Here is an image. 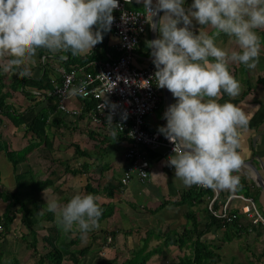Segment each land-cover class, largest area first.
I'll list each match as a JSON object with an SVG mask.
<instances>
[{
	"label": "crops",
	"instance_id": "obj_1",
	"mask_svg": "<svg viewBox=\"0 0 264 264\" xmlns=\"http://www.w3.org/2000/svg\"><path fill=\"white\" fill-rule=\"evenodd\" d=\"M190 3L191 0H187V4ZM126 6L131 10L144 9L143 0H131ZM162 14L163 10L160 15ZM192 27L198 32L205 26L194 21ZM151 28L149 24L136 49L134 63L138 67L155 66L148 46V41L153 39ZM207 30L210 33L213 31L211 27H207ZM256 31L261 38L259 62L253 68L239 62H229V70L240 81L241 90L235 97L222 90V95L216 98L220 102L231 100L247 115V125L239 128L240 142L237 148L243 163L234 173L239 175L245 188L241 191L238 190V185L234 188H218L216 205H222L232 194H243L252 197L258 209L264 214V190L251 177L252 171L257 169L264 180V84L261 81L264 78V27L257 28ZM216 41L219 46L229 50L239 47L234 38L230 39L224 33H221ZM117 43L118 37L110 30L92 50L80 56H87L98 50L103 53L99 60L116 57ZM9 55L11 54L5 53L1 56L0 62L3 64ZM48 58L51 59L50 65L55 67L59 75L61 61L66 59L65 50L53 53L41 47L33 57L25 61L31 69L27 76H40L43 73L42 64ZM5 81L8 86L5 91L10 93L11 76L8 75ZM169 92L174 102L176 98L170 90ZM11 93L14 96L19 91ZM161 93L163 102L145 118L147 128L150 130H158L159 125L166 124V118L163 117L167 108L164 102V87ZM82 100L79 97L71 98L68 106L77 109L82 106ZM26 103L28 105L29 101L26 100ZM46 105V101L40 104L41 107ZM2 117L1 139L8 144L10 150L19 151L32 142L34 148L16 168L6 152L0 150V192L9 194L16 191V173L28 174L29 185L25 189L24 201L32 211L40 209L38 214L43 216L40 231L44 234L52 231L55 225L58 226L55 214L47 210L45 188L38 190L42 183L39 181L47 179L50 181L47 188L52 190L48 194H54L62 202L67 201L76 191L94 193L98 197L103 209L99 220L100 227L93 228L87 238H82L77 229L64 231L60 226L61 234L67 241H78L76 248H83L92 242L91 248H94L95 242L101 244L104 241L100 230L103 229V232H108L109 235L111 231L117 230L118 234L111 247H115L116 244L117 246L111 259L118 257V263L124 264L132 252L137 251L141 256L152 253L145 264H178L180 259L192 254L191 243L187 242L183 246L179 244L165 246L163 243L170 234L181 232L186 226L192 227L186 216V212L191 209L197 217L201 241L220 255V260L216 264H264V225L253 223L247 215L239 212L245 201L237 197L231 198L230 209L239 212L233 222L224 225L214 221L206 208L208 197L212 195L211 191L201 189L207 195L202 197V201L193 200L190 194L192 187L185 185L181 178L168 170L165 147H144V157L149 163V179L145 183L134 179L131 184L122 188L120 178L126 167L125 151L129 144V139L125 135L108 133L91 124L85 114L66 113L58 105L51 115V129L45 141L31 134L26 135L24 129L17 127L10 118ZM245 163L247 165H244ZM86 184L91 185L92 189H86ZM11 202L12 199L0 195V220ZM36 213L34 216L31 215L30 220L27 218L29 223L37 222L39 215ZM20 223L21 215L16 226ZM148 232H151V235ZM188 236L190 237V234ZM146 239L148 241L145 243ZM98 247L101 248L102 245ZM89 252L84 256L93 258L95 255H89ZM207 262L211 264L210 261Z\"/></svg>",
	"mask_w": 264,
	"mask_h": 264
},
{
	"label": "clouds",
	"instance_id": "obj_2",
	"mask_svg": "<svg viewBox=\"0 0 264 264\" xmlns=\"http://www.w3.org/2000/svg\"><path fill=\"white\" fill-rule=\"evenodd\" d=\"M119 4L120 0H0V56L11 54L2 69L23 65L18 74L29 75L25 61L41 47L53 53H87L111 30ZM143 4L147 20L159 33L148 41L156 68L153 78L176 98L163 113L166 124L158 126L174 142L167 163L175 166V176L185 185L236 187L240 177L234 173L243 163L237 151L239 128L247 125V115L231 100L216 98L222 90L232 97L241 90L229 62L249 68L259 62L261 38L256 29L264 27V0H191L190 4L143 0ZM194 21L205 27L195 31ZM221 33L234 38L239 47L219 46L216 38ZM79 91L74 86L69 94ZM108 119L112 120L111 114ZM51 192L44 189L45 204L64 231L77 229L87 238L100 227L103 209L96 194L76 191L62 202Z\"/></svg>",
	"mask_w": 264,
	"mask_h": 264
},
{
	"label": "built area",
	"instance_id": "obj_3",
	"mask_svg": "<svg viewBox=\"0 0 264 264\" xmlns=\"http://www.w3.org/2000/svg\"><path fill=\"white\" fill-rule=\"evenodd\" d=\"M129 1L131 0H120L119 7L113 12L115 19L111 31L118 37V55L106 60H90L71 70L61 66L58 68L61 81L57 82L56 77L51 75L54 87L45 91L48 95L56 97L58 107L66 113L85 114L95 127L108 133L115 130L116 133L128 137L126 167L120 178L122 188L127 187L135 178L141 183L149 179V163L144 157V147H165L168 157L173 154L174 149L173 141L158 130L147 128L146 116L163 102L162 88L153 78L155 66L138 67L134 63L136 49L150 22L147 20L148 13L145 9H128L126 4ZM74 86L80 91L76 95H70V89ZM34 92L40 94L37 90ZM76 97L83 99L82 106L77 109L70 108L68 101ZM87 98H93L96 102L86 111L84 99ZM110 114L112 120L108 119ZM174 167L167 164L168 170L173 173ZM190 187L211 191L212 195L208 197L206 208L208 213L219 219L222 224L233 222L240 212L247 215L253 223L264 225V214L252 197L232 194L222 205L217 206L218 188L198 184ZM233 197L245 201L237 213L230 209V200ZM111 241L112 236L108 235L106 244Z\"/></svg>",
	"mask_w": 264,
	"mask_h": 264
},
{
	"label": "trees",
	"instance_id": "obj_4",
	"mask_svg": "<svg viewBox=\"0 0 264 264\" xmlns=\"http://www.w3.org/2000/svg\"><path fill=\"white\" fill-rule=\"evenodd\" d=\"M65 53L66 59L62 60L61 64L66 70H71L72 68L83 65L90 60H99L103 57V53L98 50H94L87 56L73 55L67 50H65ZM50 63V58H48L47 61H44V64H42L43 73H41L40 76L22 77L17 71L20 68V65L13 64L5 71L2 69V63L0 62V124L3 118L2 116H7L17 127H22L26 135L31 134L33 137L39 138L43 141L48 138L49 130L51 129L50 118L56 110L57 99L55 96L48 95L45 91L52 90L54 87V83L51 81L52 74L56 77L57 82L61 81V76L57 74L55 67L50 65ZM8 75L11 76V82L9 85L10 93L9 91H5V88L8 87L5 81ZM261 81L264 84V78H262ZM34 90L39 91L40 94H36ZM12 91H19L25 99L29 101V104L24 108L16 107L11 100V97L13 96L11 93ZM43 101H46L47 105L41 107L40 104ZM84 102L85 110L87 111L96 101L93 98H87L84 99ZM1 138L2 136L0 134V150L6 152L14 168H16L18 163L24 161L26 155L34 148V142H32L19 151L10 150L8 144L2 141ZM15 178L17 185L16 191L9 194L0 192V195H4L6 199H12V202L0 220V235L9 232L14 220L18 215H21V222L28 228V231L21 233L20 239L25 243L27 248L32 250V254L36 259L33 264H63L64 260L67 259L66 257H69L74 264H79L80 258L91 249V243L83 248H76L75 246H77L78 241H67L65 236L61 234L60 226L55 225L52 231L49 230V233L42 235L46 250L44 253L40 252L38 242L43 216L40 213L38 214V210L40 209L32 211V209L26 206L24 199L21 198L22 192L27 185H29V176L26 173H16ZM39 182L42 183L38 190L46 188L50 184V181L47 179ZM90 187L91 185L86 184V189H92ZM244 188L245 185L240 179L238 190L241 191L244 190ZM190 194L192 195V199L197 201H202V197L207 195L203 190H199L196 187L191 188ZM35 212L39 215L37 222L29 223L28 220L31 219V215H35ZM186 216L192 227L186 226L181 232L170 234L165 238L163 244L165 246L170 244H179L180 246H183L187 242L191 243L192 254L180 259L178 264H207V261H210L211 264H216L219 262L220 255L215 253L207 243L201 241L202 235L199 232L197 217L194 211L189 209L186 212ZM211 218L216 222H220L219 219L213 216H211ZM110 233L115 242V237L118 234V231H111ZM148 234L151 235V232H148ZM188 234H190V237H187ZM192 235H194L193 238ZM147 241L148 240L146 239L144 242L146 243ZM142 251L143 249L141 252ZM6 254V250L3 249L0 243V264H22L16 255L7 257ZM151 254L152 253H146L141 256V253L139 254L137 251H133L131 257L127 259L124 264H145ZM107 264L120 263L117 262L116 258H113L108 260Z\"/></svg>",
	"mask_w": 264,
	"mask_h": 264
},
{
	"label": "rangeland",
	"instance_id": "obj_5",
	"mask_svg": "<svg viewBox=\"0 0 264 264\" xmlns=\"http://www.w3.org/2000/svg\"><path fill=\"white\" fill-rule=\"evenodd\" d=\"M26 100L27 99H25V97L20 92L17 94H14V96L12 97V101L14 102L16 107H18V108H24V106L27 105ZM133 181L134 180H132L131 183ZM24 197H25V190L22 192L21 198L24 199ZM38 204L39 203H37V205ZM19 217H20V215H19ZM19 217H17L15 219V222L12 224L13 230H11V231L3 234V235L2 234L0 235V243H1V246L3 247V249L6 250V252H7L6 256L7 257H10L12 255H16V257H18V259L20 260V262L22 264H33L36 259L34 258L33 254H32V250L27 248L25 246V243L22 242L20 239L21 233L27 232V228L25 227V225L23 223H20V224H18V226H16L17 225L16 223L18 222ZM100 233L103 236L104 241H102L101 244L98 242H95V247L94 248L92 247L89 250L90 252L88 251L89 255H95V256L93 258H90L88 255L86 257L84 256L82 259L80 258L81 260H80L79 264H107L108 260L114 256L113 252L115 251V248L117 246V244H116V245H114L115 247H113V248L111 247V244L114 243V239L112 238L111 243L106 244V242H107L106 237L109 235L108 232L104 233L103 229H102V230H100ZM39 234H40V236H39L40 239L38 242L39 250L41 253H44L46 250L45 242L42 239V235L44 234V232L40 231ZM99 245L100 246L102 245V247L99 248L98 247ZM110 247H111V249H109ZM92 252H94L95 254ZM66 258L67 259L64 260L63 264H74L70 260L69 257H66ZM114 258H116V257H114ZM117 258H116V260L118 261Z\"/></svg>",
	"mask_w": 264,
	"mask_h": 264
},
{
	"label": "water",
	"instance_id": "obj_6",
	"mask_svg": "<svg viewBox=\"0 0 264 264\" xmlns=\"http://www.w3.org/2000/svg\"><path fill=\"white\" fill-rule=\"evenodd\" d=\"M153 19L156 20V19H158V17H153ZM151 30H152L153 38L157 37V31H154L152 28H151ZM164 102H165L166 106H168L170 103H172V99H171L169 89H167L166 86L164 87ZM244 165H247V164L245 163ZM252 173H253L251 175L252 179L254 181H256V183H258V185L260 187H262V189L264 190V180L262 179V177L257 172V169H255V171H252Z\"/></svg>",
	"mask_w": 264,
	"mask_h": 264
}]
</instances>
